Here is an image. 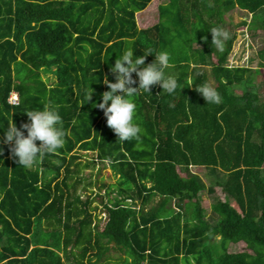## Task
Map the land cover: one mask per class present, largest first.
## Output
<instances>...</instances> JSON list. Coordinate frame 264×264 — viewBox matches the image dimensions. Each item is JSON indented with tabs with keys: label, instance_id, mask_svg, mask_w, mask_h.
Segmentation results:
<instances>
[{
	"label": "trees",
	"instance_id": "1",
	"mask_svg": "<svg viewBox=\"0 0 264 264\" xmlns=\"http://www.w3.org/2000/svg\"><path fill=\"white\" fill-rule=\"evenodd\" d=\"M151 1L0 0V127L19 128L26 112L51 103L66 132L62 148L26 169L0 130V264H264V96L253 83L264 46L256 68L252 57L232 65L235 33L226 29L218 51L210 31L238 7L251 37L264 32V0H166L140 27L136 13ZM128 49L168 51L166 72L182 88L130 97L141 133L121 142L85 92L89 84L99 103L103 78L114 82L110 66ZM201 85L221 102L206 104ZM100 165L112 183L91 173ZM190 166L209 168L212 183Z\"/></svg>",
	"mask_w": 264,
	"mask_h": 264
},
{
	"label": "clouds",
	"instance_id": "2",
	"mask_svg": "<svg viewBox=\"0 0 264 264\" xmlns=\"http://www.w3.org/2000/svg\"><path fill=\"white\" fill-rule=\"evenodd\" d=\"M210 31L211 46H215L218 51H223L224 45L231 39V34L221 27ZM203 39L206 40V38ZM148 55H153L151 49L141 56L134 55V50L128 49L119 59H116L110 66L114 82L107 76L103 78L102 82L107 85L108 90L100 94L99 103L92 100L94 92L89 84L87 86L89 90L85 92V102L91 101L93 107L103 111L107 126L114 131L121 142L138 139L141 133L140 126L134 122L136 104L130 97L140 92L151 93L152 88L157 85L169 95L174 94L180 87L177 77L166 72L173 67L171 54L168 51H161L153 55L155 57L153 62L145 64ZM133 73L138 77V84L133 78ZM196 88L206 104L221 102V96L214 87L201 85ZM8 100L12 104L15 101L18 102V95L11 93ZM26 115L30 122L22 123L18 128L12 121L8 123L7 129L2 126L0 130L3 131L2 143L10 146V152L17 158V164L28 169L35 166L44 153H55L62 148L66 132L56 105L48 103L40 110L26 112ZM2 151L3 149L0 148V152Z\"/></svg>",
	"mask_w": 264,
	"mask_h": 264
},
{
	"label": "rangeland",
	"instance_id": "3",
	"mask_svg": "<svg viewBox=\"0 0 264 264\" xmlns=\"http://www.w3.org/2000/svg\"><path fill=\"white\" fill-rule=\"evenodd\" d=\"M165 1L166 0H152L144 10L137 12L136 18L138 25L140 27H144L153 24L157 18L158 4ZM245 19L248 20L249 18H246L243 10L231 9L225 13L223 27L224 29H228L231 34L235 33V38L227 60L229 64L242 66L247 64L246 61L249 60V57H252V60L249 62V64L252 68H256L258 66V59L255 56L258 50L264 46V32L258 29L256 36L251 37V33L250 31L246 30V26L240 24L241 21ZM260 72L262 73L261 75L254 76L255 78H253V83L256 87L261 88V96H264V68H260ZM44 79L47 80V83H54L55 81L54 77L51 75H44ZM239 92H241V90L237 89L236 93ZM14 98L17 99L16 96H14ZM190 169L192 173L200 175L206 186H209L214 180L213 175H211L212 172L207 167L191 166ZM97 171L98 173L96 172V168L92 169L91 171L96 179L103 177L105 181L112 183L113 176L108 168H102L100 165ZM181 174L186 175L184 172H181ZM215 193H220L219 188H216ZM199 194L201 196L202 206L204 207L205 211L210 213V204L213 201L212 195L208 194L206 189L200 191ZM243 249L244 246L241 242L229 245L230 251H240Z\"/></svg>",
	"mask_w": 264,
	"mask_h": 264
},
{
	"label": "crops",
	"instance_id": "4",
	"mask_svg": "<svg viewBox=\"0 0 264 264\" xmlns=\"http://www.w3.org/2000/svg\"><path fill=\"white\" fill-rule=\"evenodd\" d=\"M234 9H238V7H235ZM238 10H240V9H238ZM191 167V166H190ZM190 169V168H189ZM190 171H191V169H190ZM182 176H184V175H182Z\"/></svg>",
	"mask_w": 264,
	"mask_h": 264
},
{
	"label": "built area",
	"instance_id": "5",
	"mask_svg": "<svg viewBox=\"0 0 264 264\" xmlns=\"http://www.w3.org/2000/svg\"><path fill=\"white\" fill-rule=\"evenodd\" d=\"M17 101H15V103H16Z\"/></svg>",
	"mask_w": 264,
	"mask_h": 264
}]
</instances>
